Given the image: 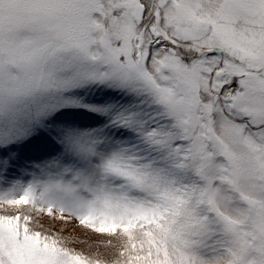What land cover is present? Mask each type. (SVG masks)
<instances>
[{
    "label": "snow or ice",
    "instance_id": "obj_1",
    "mask_svg": "<svg viewBox=\"0 0 264 264\" xmlns=\"http://www.w3.org/2000/svg\"><path fill=\"white\" fill-rule=\"evenodd\" d=\"M0 264H264V0H0Z\"/></svg>",
    "mask_w": 264,
    "mask_h": 264
},
{
    "label": "rangeland",
    "instance_id": "obj_2",
    "mask_svg": "<svg viewBox=\"0 0 264 264\" xmlns=\"http://www.w3.org/2000/svg\"><path fill=\"white\" fill-rule=\"evenodd\" d=\"M54 223H55V230L57 232H60L61 230L66 229V231L64 232L65 235L74 236V237L86 236L85 233H82L80 231L79 225H77L75 222H72L69 224H62L60 222H54ZM86 250L103 251L102 249H86Z\"/></svg>",
    "mask_w": 264,
    "mask_h": 264
}]
</instances>
